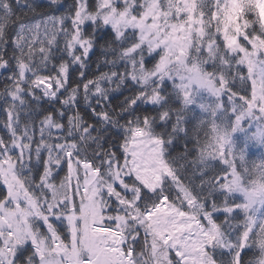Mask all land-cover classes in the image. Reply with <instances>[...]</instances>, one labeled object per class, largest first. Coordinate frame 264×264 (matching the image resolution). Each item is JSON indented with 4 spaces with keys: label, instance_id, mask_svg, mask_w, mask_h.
I'll return each mask as SVG.
<instances>
[{
    "label": "snow or ice",
    "instance_id": "obj_1",
    "mask_svg": "<svg viewBox=\"0 0 264 264\" xmlns=\"http://www.w3.org/2000/svg\"><path fill=\"white\" fill-rule=\"evenodd\" d=\"M0 264H264V0H0Z\"/></svg>",
    "mask_w": 264,
    "mask_h": 264
}]
</instances>
